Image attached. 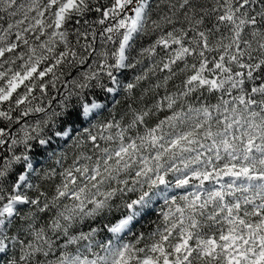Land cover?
<instances>
[{"label":"clouds","instance_id":"9594fccd","mask_svg":"<svg viewBox=\"0 0 264 264\" xmlns=\"http://www.w3.org/2000/svg\"><path fill=\"white\" fill-rule=\"evenodd\" d=\"M0 264H264V0H0Z\"/></svg>","mask_w":264,"mask_h":264}]
</instances>
